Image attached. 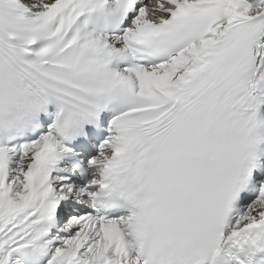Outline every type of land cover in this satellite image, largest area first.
Listing matches in <instances>:
<instances>
[{
  "label": "snow or ice",
  "instance_id": "obj_1",
  "mask_svg": "<svg viewBox=\"0 0 264 264\" xmlns=\"http://www.w3.org/2000/svg\"><path fill=\"white\" fill-rule=\"evenodd\" d=\"M0 264H264V0H0Z\"/></svg>",
  "mask_w": 264,
  "mask_h": 264
}]
</instances>
